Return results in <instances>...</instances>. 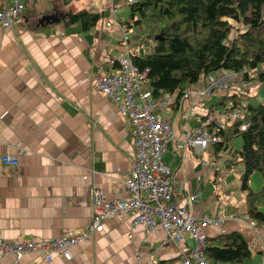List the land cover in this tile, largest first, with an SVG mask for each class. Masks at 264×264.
I'll list each match as a JSON object with an SVG mask.
<instances>
[{"label": "crops", "instance_id": "0c3cea01", "mask_svg": "<svg viewBox=\"0 0 264 264\" xmlns=\"http://www.w3.org/2000/svg\"><path fill=\"white\" fill-rule=\"evenodd\" d=\"M6 2L10 0H0V8ZM22 2L20 20L0 26V157L7 154L17 161L15 166L0 161V237L50 240L85 228L94 190L108 200L126 196L123 181L132 156L129 122L99 92L94 76L109 69L106 61L119 54L122 43L131 50L136 35L134 27L123 24L128 19L126 0ZM79 9L101 13L97 24L85 31L79 22L66 25L65 16ZM128 28L130 38L125 37ZM218 73L209 79V74L201 76L157 111L175 136L166 142L161 159L170 172L172 201L199 221L221 220L218 225L200 223L206 243L216 234L238 230L250 250L243 264H259L264 227L247 220L239 189L242 163H230L233 158L226 149H200L184 142L206 112L222 109L229 89L244 92L216 86L199 99L198 92L214 81L235 78ZM231 145L238 148L239 139ZM234 165L239 167L233 174ZM247 184L252 190L260 187L256 172ZM192 194L196 199L188 203ZM132 217L119 212L103 220L86 240L70 247L69 260L52 252L47 261L40 251L18 259L1 257L0 264H181L182 257L189 258V234L181 233L174 243L160 226L145 230L133 225Z\"/></svg>", "mask_w": 264, "mask_h": 264}, {"label": "trees", "instance_id": "16d2710c", "mask_svg": "<svg viewBox=\"0 0 264 264\" xmlns=\"http://www.w3.org/2000/svg\"><path fill=\"white\" fill-rule=\"evenodd\" d=\"M126 5L128 19L123 24L138 30L128 57L138 69H147L144 86L153 96L174 92L180 97L187 86L219 69L253 80L257 89L264 87V0H134ZM100 17L99 12L79 9L68 13L64 23L79 22L85 31ZM145 45L147 49L139 52L137 46ZM255 97L251 90L224 95L223 109L241 106L245 113L242 120L235 118L215 129L218 140L212 146L226 149L233 158L230 163H242L239 189L246 217L264 227V91L251 104L248 100ZM242 122L248 125L239 130ZM235 138L238 148L231 145ZM245 153L250 154L247 161ZM252 172L259 176L257 190L247 184ZM204 255L211 264H243L250 250L245 237L231 230L208 238Z\"/></svg>", "mask_w": 264, "mask_h": 264}, {"label": "built area", "instance_id": "2783aa9c", "mask_svg": "<svg viewBox=\"0 0 264 264\" xmlns=\"http://www.w3.org/2000/svg\"><path fill=\"white\" fill-rule=\"evenodd\" d=\"M132 1L134 0H127ZM22 9V0L6 2L0 8V26L4 28L15 25L21 18ZM114 12V7L111 6L109 13L113 15ZM105 25L109 26V22ZM129 51L127 42L122 43L119 54L106 61L109 69L98 71L94 76L99 92L129 122L132 156L123 181L125 198L108 200L100 190H94L91 197L92 212L85 228L72 234H61L50 240H5L0 237V258L10 256L18 259L25 253L41 251L47 261L50 260L52 252H57L61 258L69 260L71 246L86 240L98 229L103 220L121 212L131 213L133 215L131 223L142 225L145 230H153L160 226L167 239L174 243L180 240L181 233L189 234L193 245L188 253L189 258L182 257L181 264H211L204 255L206 235L201 230L200 223L218 225L222 222L206 217L199 221L184 205L172 201L170 172L161 159L166 142L175 140V136L169 121L161 118L157 111L173 103L176 94L173 92L153 96L151 90L144 86L147 69L140 70L132 64L128 57ZM232 85L244 90L253 84L251 81H233ZM216 86L224 89L228 87L214 81L207 89L198 92V98L208 96L211 88ZM244 113L245 108L241 106H232L215 114L205 113L186 137L185 144L200 149L212 146L218 140L213 131L235 118L242 120ZM247 125L248 122H242L238 128L244 130ZM0 161L9 166L17 164L16 158L7 154L2 155ZM195 199L196 195L192 194L187 202L192 203ZM247 220L249 224H255L248 217ZM259 264H264V248Z\"/></svg>", "mask_w": 264, "mask_h": 264}, {"label": "rangeland", "instance_id": "374dc122", "mask_svg": "<svg viewBox=\"0 0 264 264\" xmlns=\"http://www.w3.org/2000/svg\"><path fill=\"white\" fill-rule=\"evenodd\" d=\"M126 1H127V0H126ZM78 7H85V5H83V6H78ZM115 7H116V6H115ZM121 9H122V8H121ZM229 23L235 25V22H229ZM137 33H138V30L134 29V34L137 35ZM132 35H133V34H132V28H128V29H127V33L125 34V37L130 38ZM133 40H135L134 37H133ZM137 48H138V51H143V49H147V45H145V46H140V47L137 46ZM219 70H221V71H225V72H227V73H231V72H229V71H227V70H223V69H219ZM219 70H216V71H214V72H212V73H209V75L207 76L208 79H209V78H212V77H214V76L219 75V73H218ZM228 81H230V82H227V81L224 82V81L218 80V82H221V83H223V84H226V85H228V87H229V86L234 87V86L232 85V82H233V81H251L253 85H252L250 88L244 89V90H242V91H244L245 93L249 92L250 90H251V91H256V97H255V98H257V100H260V99L262 98L263 91H264V87H262V88H260V89H257V87H256V83H255L253 80H242V79H240V78H239V79H235V78H232V77H231V79H228ZM228 87H227V88H228ZM227 88H225V89H227ZM234 88H235V87H234ZM206 89H207V88H206ZM222 89H224V88H222ZM228 91H229V93L232 92L231 89H229ZM260 93L262 94L261 97H259ZM177 98H178V97H176L175 101L177 100ZM175 101H174V102H175ZM221 110H227V109H223V108H222ZM221 110H220V111H221ZM217 112H218V111H217ZM217 112H215V113H217ZM206 113H208V112H206ZM209 113H213V112H209ZM215 113H213V114H215ZM238 167H239V165H234V166H233V168H232V173H233V174H234V171H237Z\"/></svg>", "mask_w": 264, "mask_h": 264}, {"label": "water", "instance_id": "95a60500", "mask_svg": "<svg viewBox=\"0 0 264 264\" xmlns=\"http://www.w3.org/2000/svg\"><path fill=\"white\" fill-rule=\"evenodd\" d=\"M227 21H228V20H227ZM228 22H229V21H228ZM154 38L157 39L158 36H155ZM249 157H250V154H247V153L244 154V160H245V161H247Z\"/></svg>", "mask_w": 264, "mask_h": 264}]
</instances>
